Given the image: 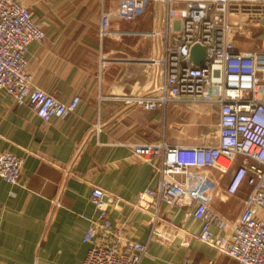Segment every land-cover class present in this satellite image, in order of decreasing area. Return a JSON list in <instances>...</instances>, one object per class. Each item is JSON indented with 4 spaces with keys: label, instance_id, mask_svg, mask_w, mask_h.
<instances>
[{
    "label": "crops",
    "instance_id": "crops-1",
    "mask_svg": "<svg viewBox=\"0 0 264 264\" xmlns=\"http://www.w3.org/2000/svg\"><path fill=\"white\" fill-rule=\"evenodd\" d=\"M20 1L46 31L45 39L33 40L26 51L34 84L64 101L80 95L81 102L68 117L45 121L31 105L17 104L0 89V153L24 158L19 183L0 175V263L82 264L89 247L83 237L98 212L90 198L96 185L119 195V203L109 206L113 224H126L132 237L147 241L154 206L135 204L140 191L159 184L160 175L153 163L134 154L133 144L218 141L217 106L180 102L152 110L114 98L158 91L163 76L152 60L164 54L166 40L147 32L166 27L167 5L151 2L144 13L126 19L118 15L121 0ZM104 9L117 33L102 37ZM235 32L240 49H264V40L247 45ZM102 54L108 59L103 70ZM208 114L216 121L212 131ZM210 172L217 181L212 205L230 221L239 219L251 185L245 181L230 193L228 176ZM162 208V222L177 226L178 236L170 242L152 240L141 264H242L199 238L202 221L192 206L163 203ZM258 214L264 219V207Z\"/></svg>",
    "mask_w": 264,
    "mask_h": 264
},
{
    "label": "built area",
    "instance_id": "built-area-1",
    "mask_svg": "<svg viewBox=\"0 0 264 264\" xmlns=\"http://www.w3.org/2000/svg\"><path fill=\"white\" fill-rule=\"evenodd\" d=\"M151 2L168 7L166 27L147 32L166 40L164 54L152 60L163 82L152 95L124 93L114 98L152 110L180 102L217 106L218 141L134 143V154L153 163L160 175L159 184L140 191L135 204L140 207L141 201H150L154 206L150 237L142 242L129 234L126 224L115 226L109 206L119 203V195L96 185L90 198L98 212L83 237L89 247L82 264H141L152 240L173 241L179 232L173 223L162 222L163 203L192 206V214L202 221L199 238L218 251L242 264H264V219L258 214L264 207V49H240L230 36L231 30L248 32L262 25L264 0H121L118 15L131 19L144 13ZM111 18L104 9L102 37L117 33L111 29ZM45 37L42 23L29 6L20 0H0V89H6L17 104L31 105L48 121L75 112L81 97L64 101L34 84L26 51L33 40ZM197 42L207 47L202 64L190 59ZM107 66L108 59L102 54L100 68ZM23 166L22 156L12 151L0 153V175L7 181L19 183ZM209 169L228 176L230 193L238 192L245 181L251 185L239 219L230 221L212 205L217 181L210 178Z\"/></svg>",
    "mask_w": 264,
    "mask_h": 264
},
{
    "label": "rangeland",
    "instance_id": "rangeland-1",
    "mask_svg": "<svg viewBox=\"0 0 264 264\" xmlns=\"http://www.w3.org/2000/svg\"><path fill=\"white\" fill-rule=\"evenodd\" d=\"M260 30L258 29H251V31H248L247 33H242V31L240 30H237V34L240 35L241 37H243L244 39V42L247 43V45H251V46H254V45H257L256 42L258 41H262L264 40V19H263V24L262 26L259 27ZM236 32L234 30H231L230 31V36L231 37H234L233 35L235 34ZM257 47H253L251 49H246V50H254L256 49ZM210 115V116H209ZM213 118V119H211ZM215 118H214V115L213 114H208V127L210 129V131L214 130L215 129V122L214 121ZM218 128V126H217ZM211 169H209V175L212 176V178H215L211 172H210Z\"/></svg>",
    "mask_w": 264,
    "mask_h": 264
},
{
    "label": "water",
    "instance_id": "water-1",
    "mask_svg": "<svg viewBox=\"0 0 264 264\" xmlns=\"http://www.w3.org/2000/svg\"><path fill=\"white\" fill-rule=\"evenodd\" d=\"M207 57V47L201 42L195 43L190 51V59L195 64H202Z\"/></svg>",
    "mask_w": 264,
    "mask_h": 264
}]
</instances>
